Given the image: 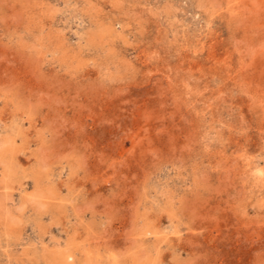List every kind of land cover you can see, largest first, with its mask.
Instances as JSON below:
<instances>
[{
    "label": "rangeland",
    "instance_id": "374dc122",
    "mask_svg": "<svg viewBox=\"0 0 264 264\" xmlns=\"http://www.w3.org/2000/svg\"><path fill=\"white\" fill-rule=\"evenodd\" d=\"M0 264H264V0H0Z\"/></svg>",
    "mask_w": 264,
    "mask_h": 264
}]
</instances>
